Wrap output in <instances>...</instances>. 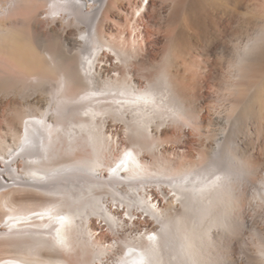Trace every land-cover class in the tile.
<instances>
[{
    "label": "bare ground",
    "instance_id": "6f19581e",
    "mask_svg": "<svg viewBox=\"0 0 264 264\" xmlns=\"http://www.w3.org/2000/svg\"><path fill=\"white\" fill-rule=\"evenodd\" d=\"M242 4L0 0V264H264V17L236 36ZM216 47L224 115L185 69Z\"/></svg>",
    "mask_w": 264,
    "mask_h": 264
},
{
    "label": "rangeland",
    "instance_id": "374dc122",
    "mask_svg": "<svg viewBox=\"0 0 264 264\" xmlns=\"http://www.w3.org/2000/svg\"><path fill=\"white\" fill-rule=\"evenodd\" d=\"M242 2H243L242 7H240L239 9L237 8V10L235 9L234 15L232 16L231 25L229 27L230 32L232 31L231 33H234L236 36L237 35L239 36L240 34H243L245 32H247V34H249V35L253 34L254 33L253 32L254 19L264 17V14H263L264 13V0H255V2H254V0H242ZM190 6L191 5H188L187 14L185 16V19H187V20L189 19L190 16L194 17V15H195L194 14L195 13L194 8H192ZM223 13L225 14V11L222 12L221 14H223ZM224 14H223V16H225ZM188 29H189L188 31L191 32V31L195 30L196 27L190 26ZM240 29L242 30L241 32H240ZM163 45H164V41L160 38L158 40V42L156 43V50L159 51ZM241 46H242V44L236 47V49L237 48L238 49L235 50V52H234L235 56L233 55V57H235V58L232 57V59H231L232 62H234V59H237V57H239V54L241 52V48H240ZM219 50H220L219 47H216L215 49H211L209 51L208 55H205L204 57H202V59H204V61L201 62V63H203V64H201L203 66L202 68H198L196 66L195 59H193L192 62L190 61V63H189V61H188V63L187 62L185 63L188 66L187 67L185 65V69L187 68L186 72L188 73V76L193 75L192 76L193 79L195 78L193 80V79H191V76H189V78L193 82V88L196 90V94L198 95V98L201 99L202 105L210 111L214 110V112L216 111L217 113L219 112L218 114L224 115L226 108H228V106L230 104L229 103L230 102L229 97L227 96L228 99L224 98L227 95V90H226L225 84L229 82L230 76L233 73V67H230V65H229V63L231 64L232 62L228 61L227 58L222 57L223 55ZM193 64H194V66H193ZM191 68H193V69H191ZM198 69H199V71H198ZM188 70H190V72L192 74ZM194 71H196V73ZM223 82H226V83L223 84ZM259 87L261 89H263V91H264V75H263V78L261 79V83H260ZM224 108H225V110H224ZM166 111H169V108H167ZM262 113H263V119H261V121L259 122V124L261 123L260 125H256V124L254 125V122L253 123L251 122V124H249V119H247L248 121L247 120L244 121V125L246 126L248 134H249V128H251L250 129L251 134H254L255 139L258 141H261V139L264 138V109H263ZM248 118H249V116H248ZM217 126L215 125L214 128ZM180 128H182V127H180ZM178 129H179V127H174L173 131L175 132ZM184 130L187 133L186 135L189 136V137L187 136L189 141L197 139L195 132L191 128H187V129L184 128ZM216 131H217V129H216ZM216 131H215V137L210 140L212 147L215 146L214 139L219 137L220 131H217V132ZM257 131H259V133H261V134H257V136H256L255 133H257ZM176 132H175V134H178V131H176ZM254 135H252V136L254 137ZM258 137H260V138H258ZM175 140L177 141V138L175 139V137L174 138L173 137H164V138L162 137L161 140L159 139V141H160L159 143L163 144V147L165 149H169L174 144ZM247 147L249 148V144ZM247 154H249V152ZM65 156L63 155V157L65 159L61 158L62 160L60 159L58 164L59 163L64 164L66 162L72 161V159H73L72 156L71 157H70V155H68L69 157H67V155H65ZM61 161L62 162L64 161V162L62 163ZM255 188H261V186L259 184H257L256 186H249V184H248L247 185L248 194H249V192H253L255 190ZM248 200H249V195H248ZM6 212L8 214H10V213H12V210L6 209ZM250 238L251 237H249V233L245 235V239L248 243V247H249V239ZM252 248H253V250H255L254 249L255 246L252 245Z\"/></svg>",
    "mask_w": 264,
    "mask_h": 264
}]
</instances>
